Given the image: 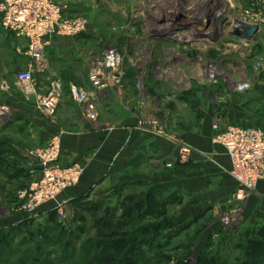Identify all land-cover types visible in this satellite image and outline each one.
<instances>
[{
	"label": "rangeland",
	"instance_id": "1",
	"mask_svg": "<svg viewBox=\"0 0 264 264\" xmlns=\"http://www.w3.org/2000/svg\"><path fill=\"white\" fill-rule=\"evenodd\" d=\"M75 1H79L75 7L78 10L69 14H82L88 21L81 34L85 36L77 43V59L89 55L91 66H55L58 71L74 69L61 74L66 89L83 84L84 91L91 94L97 93L100 83L105 84L96 104L99 118L94 125L113 130L124 127L129 132L145 131L179 141V133L165 111L171 110L176 101L187 104L188 99L194 98L204 105L214 104L211 129L215 120L220 127L237 126L226 120L227 109L234 103L244 107L248 104L244 96L249 100V96L256 95L251 85L264 83V24L258 27L261 35L258 32L256 39L234 35L237 27L260 24L264 0ZM211 13L218 14L217 25ZM7 41L0 26V107L8 105L11 110H18L22 98L37 103L40 111L42 97L39 99L37 94L50 86L55 77L38 74L40 63L30 62L34 66L33 82H17L16 74L25 71L27 63ZM113 48L122 62L108 69L104 57ZM120 72L125 75L126 89L112 91L113 85L122 84L117 80ZM140 80L143 92L139 96ZM72 102L64 90L62 103L70 111L75 105ZM56 111L57 107L52 117ZM120 116L135 121L122 126L116 119ZM3 120L0 115V149L7 142L30 146L29 139L23 138L19 130L21 124L14 123L11 117L6 125ZM180 146H174L164 160L165 169L190 161V155L187 160L178 157ZM187 147L192 153V148ZM58 158L61 162L60 155ZM26 159L28 165L30 160ZM227 172L230 175V169ZM104 179L101 188L85 196H59L61 213L52 202L49 205L53 207L42 214L38 213L39 208L34 214L27 213L24 226L20 222L0 227L7 232L16 228L10 234L13 245L7 253L0 254V264H62L65 247L66 256L75 257L73 264H264V256L252 255L249 248L251 240L264 243V213L256 210L250 214L246 209L257 188L244 200H235L233 192L225 200L201 209L189 193L176 194L141 181L133 184L131 172ZM7 184L1 176L0 187ZM31 184L3 189L17 197ZM10 212L0 211V223ZM57 231L62 232V239L57 237ZM67 243L72 247H67ZM87 251L88 258L79 254ZM69 261L72 263V259Z\"/></svg>",
	"mask_w": 264,
	"mask_h": 264
},
{
	"label": "crops",
	"instance_id": "2",
	"mask_svg": "<svg viewBox=\"0 0 264 264\" xmlns=\"http://www.w3.org/2000/svg\"><path fill=\"white\" fill-rule=\"evenodd\" d=\"M56 1L65 5L70 13L78 10L75 7H78L79 1ZM5 34L11 48L26 60L27 64L24 65L26 70L31 61L24 54V44L13 35L6 32ZM259 34L261 35L260 32ZM84 36L80 34L73 38H57L39 64L40 69L36 70L38 74H50L55 77L50 86L41 88L37 94L42 100L50 94L57 96L59 103L54 117L47 118L38 111L37 103H28L27 99L22 98L19 99L18 110H11L8 105L0 107L3 124L6 125L10 117L14 123L24 124L23 127L20 125L19 130L23 138H28L30 143L27 144L30 146L26 147L7 142V146L0 149V178L3 176L9 182L0 187V211L4 213L11 211L4 219V223H0V227L6 228L27 218V213L21 209L13 210L18 206L17 197L3 187H27L36 179L28 172L26 151L45 144L51 137H59V153L63 165L80 163L83 167V173L76 185L65 190L60 198L74 199L85 196L94 189L101 188L105 184L103 181L106 180H102L103 178H111L113 174L120 177L128 172L132 173L133 184L136 181L147 182L154 188L169 189L176 194H191L198 202V208L201 209L223 201L235 192L237 183L227 174L232 167L231 161L222 147L214 144L212 140L211 123L215 113L214 104L204 105L198 99L191 98L186 101L187 104L176 101L171 110H165L179 133V141L159 138L145 131L129 132L124 127L113 130L102 125H94L83 117L80 107L73 102L74 109L68 110L69 106L62 103V97L65 90L68 98L69 88L63 87L61 74L64 70L72 72L74 69L60 68L58 71L55 63L63 66L71 65L70 68H74L72 66L79 63L83 66L88 64L90 67L89 55L79 57L80 61L77 59V56H80L77 52L79 50L77 43ZM88 70L87 76L91 73V69ZM117 80H121L122 84L119 87L113 85L112 91L118 92L119 88L124 91L126 85L123 72L118 74ZM79 85L85 90L83 84ZM251 86L256 95L249 96V100H247L248 96H244L248 103L244 107L236 106L235 103L229 107L226 120L240 127L247 126L264 131V83H255ZM116 119L122 126L135 121L122 116ZM185 144L193 151L190 154V161L185 165L165 169L164 160L172 153L173 147ZM156 161L158 162L155 163ZM141 172L148 174L144 176L140 174ZM52 207L53 205L49 203L42 205L38 213L42 214ZM246 209L250 214L256 210L264 213V181L258 184L256 193L247 202Z\"/></svg>",
	"mask_w": 264,
	"mask_h": 264
},
{
	"label": "built area",
	"instance_id": "3",
	"mask_svg": "<svg viewBox=\"0 0 264 264\" xmlns=\"http://www.w3.org/2000/svg\"><path fill=\"white\" fill-rule=\"evenodd\" d=\"M254 24L258 27L263 25L264 18L260 24ZM0 26L21 41L24 54L33 64H38L57 38H73L84 33L88 21L82 14H69L67 7L56 0H0ZM121 62L122 57L116 49L106 52V68L114 69ZM33 70L34 66L30 65L27 70L17 73L15 79L19 83L30 84L33 82ZM141 80L137 85L139 96L143 92ZM104 88L105 84L100 83L97 93L90 94L78 87H70V99L80 107L83 117L90 123L99 118L96 104ZM57 104L56 96L50 94L41 100L39 110L44 116L52 117ZM212 132L213 143L221 146L231 161L230 176L237 183L234 199L244 200L264 181V131L253 127H220L219 121L215 120ZM190 151L189 147L181 145L178 157L185 159ZM59 155V137L26 152L25 156L30 160L28 172L36 179L29 188L18 193V205L22 211L34 214L42 205L53 202L61 213L63 206L59 196L76 185L82 168L78 163L61 164Z\"/></svg>",
	"mask_w": 264,
	"mask_h": 264
},
{
	"label": "trees",
	"instance_id": "4",
	"mask_svg": "<svg viewBox=\"0 0 264 264\" xmlns=\"http://www.w3.org/2000/svg\"><path fill=\"white\" fill-rule=\"evenodd\" d=\"M24 225H26L24 222H22L20 224V226H24ZM14 230H16V228L8 229V231L11 232V233L5 231V229L0 230V248H1L0 254L1 255L7 253V251L13 245V243L11 241V238H10V234H12V232H14ZM58 235L59 236H57V237L62 239V236H61L62 232H58ZM66 245H69L67 247H72L70 243H67ZM65 248H64V250H62L63 256L65 255L64 259H62L63 260L62 264H73V263H75L76 261H75L74 255H69V257H67L66 254H68L67 253L68 251ZM249 248H250V253L252 255H254V254H260L261 255L262 254L264 256V243L262 241H255V240L249 241ZM79 254L85 256L86 258H88L89 251H87V253L86 252H84V253L81 252ZM79 254H78V256H80ZM69 259H72V263L69 261ZM262 262H264V259H263ZM33 263L35 264V262H33ZM243 264H250V263L248 261H245V262H243Z\"/></svg>",
	"mask_w": 264,
	"mask_h": 264
},
{
	"label": "water",
	"instance_id": "5",
	"mask_svg": "<svg viewBox=\"0 0 264 264\" xmlns=\"http://www.w3.org/2000/svg\"><path fill=\"white\" fill-rule=\"evenodd\" d=\"M258 32L259 28L256 25H243L235 28L234 35L252 40Z\"/></svg>",
	"mask_w": 264,
	"mask_h": 264
},
{
	"label": "bare ground",
	"instance_id": "6",
	"mask_svg": "<svg viewBox=\"0 0 264 264\" xmlns=\"http://www.w3.org/2000/svg\"><path fill=\"white\" fill-rule=\"evenodd\" d=\"M170 16V15H169ZM168 16V17H169ZM210 16L213 18L212 20L214 21V23L217 25V22L219 20L218 18V14H214V13H211Z\"/></svg>",
	"mask_w": 264,
	"mask_h": 264
}]
</instances>
